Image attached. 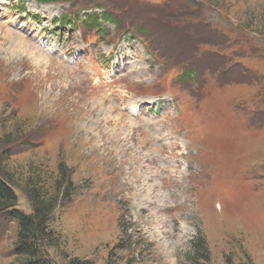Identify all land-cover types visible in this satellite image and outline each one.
I'll return each instance as SVG.
<instances>
[{"label": "rangeland", "instance_id": "1", "mask_svg": "<svg viewBox=\"0 0 264 264\" xmlns=\"http://www.w3.org/2000/svg\"><path fill=\"white\" fill-rule=\"evenodd\" d=\"M0 170L53 264H264V0H0Z\"/></svg>", "mask_w": 264, "mask_h": 264}, {"label": "trees", "instance_id": "2", "mask_svg": "<svg viewBox=\"0 0 264 264\" xmlns=\"http://www.w3.org/2000/svg\"><path fill=\"white\" fill-rule=\"evenodd\" d=\"M106 16V12L95 15V18H92L93 24L99 25L98 21ZM193 69V67H185L180 78L186 80L195 77L196 71ZM14 187L12 180L0 172V210L7 211L8 216L18 222L19 230L15 254L20 260V264H53L52 260L49 259L47 249L53 245L51 243L54 239L51 220L55 202L46 200L44 194L39 191L30 190L31 192L28 194L33 211L32 213H25L17 207L18 196ZM69 264L93 263L89 260L74 258Z\"/></svg>", "mask_w": 264, "mask_h": 264}]
</instances>
